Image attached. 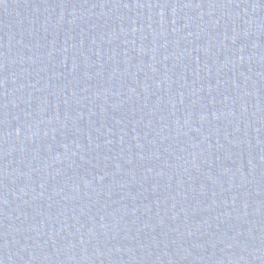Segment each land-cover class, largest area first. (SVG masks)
I'll return each instance as SVG.
<instances>
[{"label":"water","instance_id":"1","mask_svg":"<svg viewBox=\"0 0 264 264\" xmlns=\"http://www.w3.org/2000/svg\"><path fill=\"white\" fill-rule=\"evenodd\" d=\"M0 264H264V0H0Z\"/></svg>","mask_w":264,"mask_h":264}]
</instances>
